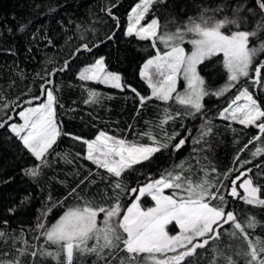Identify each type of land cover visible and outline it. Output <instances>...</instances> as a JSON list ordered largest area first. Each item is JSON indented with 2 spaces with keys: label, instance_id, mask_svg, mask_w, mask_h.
Returning <instances> with one entry per match:
<instances>
[{
  "label": "trees",
  "instance_id": "1",
  "mask_svg": "<svg viewBox=\"0 0 264 264\" xmlns=\"http://www.w3.org/2000/svg\"><path fill=\"white\" fill-rule=\"evenodd\" d=\"M137 1L0 0V100L13 105L5 112H0V116L12 115V122L17 121L18 112L27 106L24 101L40 95L41 77L48 78L46 73H51L53 69L59 70L64 61L69 60L68 68L63 72L58 71L52 77L53 87L59 89L56 93V112L63 132L91 139L99 131H105L127 142L142 144L151 143L149 136L145 135L148 132L163 143L168 142L164 139L165 134L180 132L181 136H188L190 132L185 146L179 151H174L172 147L163 149L150 162L134 166L125 173L123 180L126 183L135 187L138 181L145 182L149 175L158 177L173 169L182 179L191 180L193 184L204 179L215 183L229 173V170L239 167L238 157L239 161H252L245 167L252 168L250 175L254 181L264 185V178L256 177L255 168L257 164H264V155H252L257 148H264V134L259 133L255 126L245 127L219 115L220 110L227 107L238 93V88H231L219 97L205 96L202 112L185 116L183 107L175 100L163 102L153 98L141 107L139 98L127 87L121 90L96 81L79 79V72L83 68L104 57L107 70L119 73L123 84L131 85L140 95L151 94L140 70L147 59L155 55L156 50L151 41L126 35L128 16ZM111 5H117L112 11L119 18V27L107 15L106 8ZM238 7L243 8L240 16L248 21L247 27L241 25V30H254L253 26L259 17L250 15L248 9H255V0L154 2L144 21L158 18V33L162 34L165 31L175 32L178 27L187 25L190 17H198L204 9H208L209 14L215 13L217 20L224 17L236 18L233 10ZM217 9L220 11H216ZM21 25H27L23 32L18 31ZM235 30L233 25L222 29L226 34ZM81 33L86 39H80ZM108 35H112V38L108 39ZM48 39L52 40V45L47 43ZM260 42H264V34L259 41L251 40L250 46H256ZM82 43H88L92 51H81L73 59L72 54ZM93 44L99 46L93 47ZM49 59L51 63L48 62ZM256 59L264 61V52ZM198 70L209 92L214 93L226 82L227 72L223 67L221 54L204 60ZM244 82L242 78L239 83L242 85ZM89 90L101 94L97 102L85 103L89 99ZM255 95L259 96L264 105V93L257 92ZM15 104L20 107L15 108ZM166 107L175 118L163 124L162 129L160 122ZM178 111L181 116L175 115ZM203 124L207 125L204 130L201 129ZM208 128L211 130L207 131ZM202 131L203 138L199 139ZM257 136L261 139L253 140ZM250 140L252 143H249ZM177 142L178 139L172 141V144ZM77 152L81 153L79 157L76 156ZM85 154V146L62 135L54 145V151L47 155L48 165L41 168L38 176L31 177L25 175L24 169L39 162L23 148L22 142L8 128L0 129V231L6 234L0 238V261L19 257L20 264H66L63 252L59 261L47 255L38 254L35 258L31 255L40 246L56 251L54 245H45L44 237L37 230L38 220L50 227L69 207L83 205L85 202L107 207L115 202L110 199L114 196L111 182L117 178L84 159ZM213 168L215 172L212 171ZM235 175L233 173L229 179H234ZM85 177L89 179L81 184ZM73 188H76V192L70 195ZM238 191L243 195L240 189ZM165 194L170 195L171 190H165ZM260 195L264 198V189ZM133 199L127 195L121 197L124 210ZM226 199L229 201L228 210L234 211L237 221L242 225H246L251 217L259 222L254 229L246 228L249 237L254 242L257 237L264 240V206L248 205L239 198L233 200L226 196ZM217 203L219 202L213 201V204ZM54 204L57 206L53 207ZM152 204L150 198L142 199V208L146 209ZM10 209L14 211L10 212ZM48 209H52L50 213ZM45 213L41 219V215ZM99 218L102 221V216ZM171 226L175 224L167 227L173 231ZM225 229L205 249L198 250L199 264H213V260L215 264H227L226 257H232L236 264H245V258L237 255V252L247 249L243 234L236 230L235 236L229 235L232 231L230 225H226ZM24 240L28 242V249L20 256L18 249L25 247ZM93 243L94 241H90L89 246ZM107 252L108 250L105 258L110 264H120V258L127 256L123 251H113V256L108 257ZM143 255L141 254V259ZM105 258L77 253L73 264H106ZM191 264L196 262L192 261Z\"/></svg>",
  "mask_w": 264,
  "mask_h": 264
},
{
  "label": "snow or ice",
  "instance_id": "2",
  "mask_svg": "<svg viewBox=\"0 0 264 264\" xmlns=\"http://www.w3.org/2000/svg\"><path fill=\"white\" fill-rule=\"evenodd\" d=\"M154 2L165 3L166 0H139L131 8L126 30L128 36L135 35L141 40L151 41L156 50V55L147 59L140 71L141 77L151 89V94L140 95L131 85L123 84L119 73L107 70L104 57L83 68L79 72V79L96 81L121 90L127 87L139 98L141 107L153 98L163 102L175 100L183 107L185 116L201 113L204 107L202 100L205 96L219 97L231 88H238L234 99L220 110V117L245 127L255 126L259 133L264 134V105L261 104L259 96L255 95L257 92L264 93V61L256 59L264 52V42L250 46L251 40L259 41L264 34V0H255V9H248L250 15L259 17L252 31L241 30V25L247 27L248 21L240 16L243 8L238 7L233 10L236 18L224 17L217 20L215 13L209 14V10L204 9L198 17H190L187 25L178 27L175 32L165 31L162 34H158L160 27L158 18L154 17L150 22L142 23ZM116 6L107 7L106 12L115 26L119 27V18L112 11ZM227 25L235 26L236 30L226 34L222 29ZM26 27L27 25H21L18 31L23 32ZM107 38L111 39L112 35H108ZM80 39L84 40L86 36L81 33ZM47 43L53 44L51 39H48ZM157 43L164 45L166 50L163 53L156 48ZM185 43L191 44L190 53H186L183 47ZM98 46L93 44V47ZM81 51L91 52L92 49L88 43H82L75 49L72 58L74 59ZM221 53L223 67L227 72V83L212 93L209 92L197 67L204 60ZM48 62L51 63V59ZM69 63V60H65L59 70L53 69L51 73H46L48 78L41 77L40 95L24 101L25 105L35 103V106H26L18 112L22 123L12 122L13 116L5 114L0 116V129L8 128L10 133L22 142L23 148L39 162L24 169L25 175L31 177L38 176L41 168L48 165L47 155L54 151V145L62 135L80 142L85 146L84 159L117 178L111 182L114 196L110 199L115 202L107 207L93 206L89 202L69 207L50 227H46L38 220L37 230L44 237L45 245H54L56 251H49L47 247L40 246L32 251L31 255L34 258L38 254L47 255L59 261V256L63 252L66 264H73L74 255L77 253L95 254L97 257L105 258V252L108 250V257L113 256V251H123L127 254L126 258H120V264H191L192 261L199 264L198 250L205 249L210 242L219 238L221 232L226 230V225H230L232 231L229 235L235 236L236 230H239L247 242V249L237 252V255L245 258V264H264V240L257 237L254 242L246 231V228L254 229L259 222L251 217L246 225H242L237 221L234 211L228 210L229 201L226 199V196L233 200L239 198L248 205L264 206V198L260 195L264 185L254 181L250 175L253 172L252 168L245 167L252 161H239L237 157L239 167L229 170V173L224 174L215 183L204 179L193 184L191 180L182 179L173 169L161 173L158 177L149 175L145 182L138 181L135 187L131 186L123 180L125 173L134 166L150 162L152 157L163 149L172 147L174 151H179L185 146L190 132L188 136H181L180 132L165 134L164 139L168 141L167 143L157 140L150 132L145 133L151 140L150 144L130 143L105 131H99L91 139L63 132L56 112L58 105L56 93L59 89L53 87L52 77L57 75L58 71H65ZM180 77L186 83L183 92L177 90ZM242 78L245 82L241 85L239 82ZM100 95L97 91L89 90V99L85 103L97 102ZM42 98L43 101L38 102ZM10 107L13 105L0 100V112H5ZM14 107L19 108L20 105L15 104ZM175 115L181 116V112L178 111ZM174 118L170 109L166 107L160 122L161 128L163 129V124L168 120ZM206 127V124L201 125L202 130ZM202 138L203 131L199 139ZM177 139L178 142L173 145L172 141ZM260 139V136L253 137V140ZM249 143H252V140ZM80 155L81 153H76V156ZM252 155L254 157L264 155V148H257ZM64 156L66 157L67 153ZM255 168L256 177L264 178V164H257ZM212 171L215 172V168ZM233 173H236L235 178L229 179ZM88 179L89 177H85L81 184ZM241 180L242 183H238ZM238 189L243 190V195ZM165 190H171V194L166 195ZM75 192L76 188H73L70 195ZM125 195L134 198L126 210L120 202L121 197ZM145 197L154 202L153 207L142 208L141 201ZM213 201L219 203L213 204ZM55 206L57 205L54 204L53 207ZM51 210L48 209V212ZM9 211L13 212L14 209ZM45 215L46 213L42 214L41 219ZM100 216L102 221L98 222ZM172 222L179 228L175 235H170L166 230ZM5 235L0 231V238ZM90 241H94L91 246ZM23 243L25 247L18 249L20 256L28 249L27 240ZM141 254H144L142 259ZM225 259L227 264H236L232 257ZM0 264H20V259L17 257L15 260L0 261ZM106 264H110L107 259Z\"/></svg>",
  "mask_w": 264,
  "mask_h": 264
},
{
  "label": "rangeland",
  "instance_id": "3",
  "mask_svg": "<svg viewBox=\"0 0 264 264\" xmlns=\"http://www.w3.org/2000/svg\"><path fill=\"white\" fill-rule=\"evenodd\" d=\"M139 2V0L134 4V6L137 4ZM131 11V10H130ZM130 14V13H129ZM151 21V19L150 20H148V21H142V23H147V22H150ZM128 23H129V21H128ZM128 23H127V26H128ZM127 26H126V30H127ZM159 34V33H158ZM183 47L185 48V51H186V53H190L191 51H192V46H191V44H189V43H185V44H183ZM156 48H158L159 49V51L161 52V53H163L166 49H165V47H164V45H162V44H160V43H157V45H156ZM155 55H156V53H155ZM155 55H153V56H155ZM221 55L223 56V54L221 53ZM152 56V57H153ZM199 66V65H198ZM142 69V68H141ZM197 70H198V67H197ZM141 71V70H140ZM198 72H199V70H198ZM200 74V73H199ZM201 76V75H200ZM146 82V81H145ZM147 83V82H146ZM227 83V79H226V82L223 84V86L225 85ZM110 86V85H109ZM222 86V87H223ZM185 87H186V83H185V81L183 80V78L182 77H180L179 79H178V84H177V90H178V92H183L184 91V89H185ZM221 87V88H222ZM150 92H151V89H150ZM174 96H175V94H173ZM235 97V96H234ZM234 97H233V99H234ZM43 101V99L41 100V101H39V102H42ZM243 101H240V103H242ZM202 103H203V100H202ZM27 106H35V103L34 104H32V105H27ZM23 110V109H22ZM23 121L19 118V116H18V120L17 121H15V123H22ZM238 183H242V180L241 181H239ZM241 190V192L243 193V190L242 189H240ZM143 199V198H142ZM134 200V199H133ZM133 200H132V202H133ZM131 202V203H132ZM130 203V204H131ZM141 204H142V201H141ZM154 206V202H153V204L152 205H150V206H148V207H153ZM147 207V208H148ZM146 208V209H147ZM144 209V208H143ZM99 220H100V218L98 217V222H99ZM101 221V220H100ZM56 222V221H55ZM54 222V223H55ZM172 223H174L175 224V222H172ZM172 227V226H171ZM168 232H169V234L170 235H175V234H177V232L179 231V228H178V226L175 224V226H173L172 227V230L173 231H170L168 228L166 229Z\"/></svg>",
  "mask_w": 264,
  "mask_h": 264
}]
</instances>
